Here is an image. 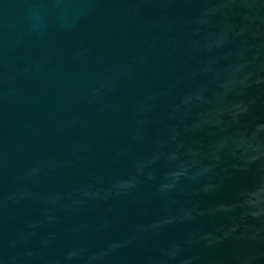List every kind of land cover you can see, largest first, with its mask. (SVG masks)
<instances>
[{
    "label": "water",
    "instance_id": "1",
    "mask_svg": "<svg viewBox=\"0 0 264 264\" xmlns=\"http://www.w3.org/2000/svg\"><path fill=\"white\" fill-rule=\"evenodd\" d=\"M0 264H264V0H0Z\"/></svg>",
    "mask_w": 264,
    "mask_h": 264
}]
</instances>
